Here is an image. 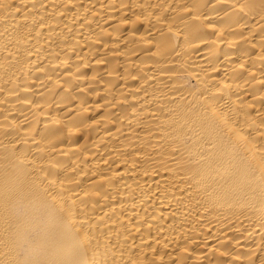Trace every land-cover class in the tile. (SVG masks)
I'll return each mask as SVG.
<instances>
[{
    "label": "bare ground",
    "instance_id": "6f19581e",
    "mask_svg": "<svg viewBox=\"0 0 264 264\" xmlns=\"http://www.w3.org/2000/svg\"><path fill=\"white\" fill-rule=\"evenodd\" d=\"M0 264H264V0H0Z\"/></svg>",
    "mask_w": 264,
    "mask_h": 264
}]
</instances>
